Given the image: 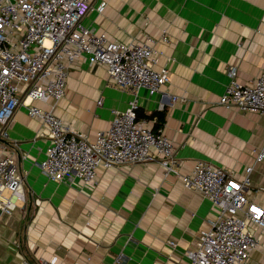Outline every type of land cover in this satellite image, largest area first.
<instances>
[{
  "label": "crops",
  "instance_id": "0c3cea01",
  "mask_svg": "<svg viewBox=\"0 0 264 264\" xmlns=\"http://www.w3.org/2000/svg\"><path fill=\"white\" fill-rule=\"evenodd\" d=\"M90 1L94 9L82 23L95 32L121 43L157 40V66L169 67L170 82L153 95L140 89L137 112L172 141L178 174L164 175L154 161L98 168L90 184L51 181L38 165L49 144L47 128L20 105L7 137L0 138V157L17 159L25 203L12 216L0 213V264H37L51 257L57 264H111L119 255L120 264H190L186 252L216 216L210 200L183 187L196 161L237 180L252 167L245 195L264 208V158L255 160L264 144V114L218 103L229 68L241 84L264 74V0ZM101 2L106 6L99 13ZM164 32L167 43L161 41ZM131 97L113 85L103 66L80 58L69 67L65 96L34 105L51 109L92 140L109 128L112 110L124 111ZM248 229L258 239L248 264H264V232L251 223Z\"/></svg>",
  "mask_w": 264,
  "mask_h": 264
},
{
  "label": "built area",
  "instance_id": "2783aa9c",
  "mask_svg": "<svg viewBox=\"0 0 264 264\" xmlns=\"http://www.w3.org/2000/svg\"><path fill=\"white\" fill-rule=\"evenodd\" d=\"M105 6L101 2L95 9L101 13ZM93 9L90 0H0V138L7 137V127L23 105L30 117L47 128L49 144L38 165L51 181L72 184L78 179L90 184L98 168L154 161L164 175H177L179 161L172 141L162 128L153 130L147 120L137 119V92L145 89L153 95L170 82L169 67L157 66L161 55L157 40L111 41L82 23ZM165 35L163 43L168 42ZM80 58L103 66L113 85L132 96L124 111L112 110L109 128L96 132L92 140L72 130L51 109L34 105L65 96L69 67ZM236 74L229 68V83L219 105L264 114V74L246 84L238 83ZM263 158L264 144L255 160ZM251 170L247 167L246 176L237 180L231 172L196 161L182 179L184 188L200 192L216 209L209 230L201 232L194 248L186 252L190 264H248L258 245L248 224L264 232V208L245 195ZM17 203H25L23 173L14 155L1 156L0 213L12 216ZM12 244L17 246V241ZM122 260L119 255L111 264ZM37 264H57V258H38Z\"/></svg>",
  "mask_w": 264,
  "mask_h": 264
},
{
  "label": "trees",
  "instance_id": "16d2710c",
  "mask_svg": "<svg viewBox=\"0 0 264 264\" xmlns=\"http://www.w3.org/2000/svg\"><path fill=\"white\" fill-rule=\"evenodd\" d=\"M137 119L139 120L140 118H139V115H138V112H137ZM163 120H164V113H161V114H159V117L157 118V120H156V125H162V123H163ZM161 127V126H160ZM159 128V127H158ZM155 130V129H154Z\"/></svg>",
  "mask_w": 264,
  "mask_h": 264
},
{
  "label": "rangeland",
  "instance_id": "374dc122",
  "mask_svg": "<svg viewBox=\"0 0 264 264\" xmlns=\"http://www.w3.org/2000/svg\"><path fill=\"white\" fill-rule=\"evenodd\" d=\"M17 205H20V203H17Z\"/></svg>",
  "mask_w": 264,
  "mask_h": 264
}]
</instances>
